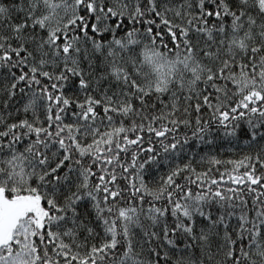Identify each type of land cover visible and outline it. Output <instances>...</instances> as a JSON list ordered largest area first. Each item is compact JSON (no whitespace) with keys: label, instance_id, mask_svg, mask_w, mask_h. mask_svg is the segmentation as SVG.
I'll return each instance as SVG.
<instances>
[{"label":"snow or ice","instance_id":"snow-or-ice-1","mask_svg":"<svg viewBox=\"0 0 264 264\" xmlns=\"http://www.w3.org/2000/svg\"><path fill=\"white\" fill-rule=\"evenodd\" d=\"M0 264H264V0H0Z\"/></svg>","mask_w":264,"mask_h":264}]
</instances>
